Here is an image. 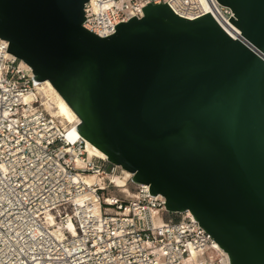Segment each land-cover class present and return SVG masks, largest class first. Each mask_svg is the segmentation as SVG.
<instances>
[{
    "label": "water",
    "instance_id": "water-1",
    "mask_svg": "<svg viewBox=\"0 0 264 264\" xmlns=\"http://www.w3.org/2000/svg\"><path fill=\"white\" fill-rule=\"evenodd\" d=\"M89 0H0V39L80 118L66 137L189 210L231 264H264V0H217L241 31L168 3L101 38Z\"/></svg>",
    "mask_w": 264,
    "mask_h": 264
},
{
    "label": "built area",
    "instance_id": "built-area-1",
    "mask_svg": "<svg viewBox=\"0 0 264 264\" xmlns=\"http://www.w3.org/2000/svg\"><path fill=\"white\" fill-rule=\"evenodd\" d=\"M150 3H168L189 20L210 13L233 40L242 34L217 0H89L83 27L111 36ZM8 48L1 40L0 264H231L189 210L169 212L150 186L90 156L84 139L72 144L42 97L25 102L36 92L34 74ZM87 177L97 182L87 185ZM85 195L96 202L78 203Z\"/></svg>",
    "mask_w": 264,
    "mask_h": 264
},
{
    "label": "bare ground",
    "instance_id": "bare-ground-1",
    "mask_svg": "<svg viewBox=\"0 0 264 264\" xmlns=\"http://www.w3.org/2000/svg\"><path fill=\"white\" fill-rule=\"evenodd\" d=\"M1 41V39H0ZM11 56V55H9ZM28 66L23 61L21 63V67ZM34 97H42L47 108V111L56 118L59 122H61L64 126L67 127L69 133L72 132L79 124L80 118L75 113V111L68 105V103L64 100V98L58 93V91L53 87V85L49 81H43L36 84V92L32 95H29L25 98V102H31ZM78 139H83L81 136ZM87 152L90 156L98 157L99 159L107 160L108 158L88 149ZM128 176L130 173L123 170ZM113 182L122 187L125 184V181L119 176H112ZM84 182L87 185H93L97 182L94 177H87L84 179ZM86 200H91L96 202V198L93 195H85L77 200L78 203H83ZM70 229L73 230V226L70 225Z\"/></svg>",
    "mask_w": 264,
    "mask_h": 264
}]
</instances>
